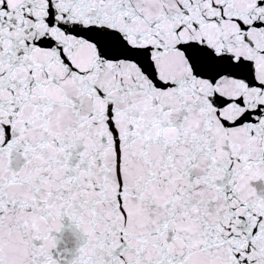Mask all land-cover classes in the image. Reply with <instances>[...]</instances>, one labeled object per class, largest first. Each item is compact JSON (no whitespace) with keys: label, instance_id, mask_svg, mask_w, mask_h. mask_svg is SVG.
<instances>
[{"label":"snow or ice","instance_id":"1","mask_svg":"<svg viewBox=\"0 0 264 264\" xmlns=\"http://www.w3.org/2000/svg\"><path fill=\"white\" fill-rule=\"evenodd\" d=\"M258 183L264 0H0V264H264Z\"/></svg>","mask_w":264,"mask_h":264},{"label":"water","instance_id":"2","mask_svg":"<svg viewBox=\"0 0 264 264\" xmlns=\"http://www.w3.org/2000/svg\"><path fill=\"white\" fill-rule=\"evenodd\" d=\"M259 191L264 193V183L256 184ZM67 221L65 224L67 225ZM74 229L70 230L67 226L65 230L58 234L59 244L55 255L58 259H61V264H69V262L75 257L77 249L82 243V238L79 234H74Z\"/></svg>","mask_w":264,"mask_h":264}]
</instances>
